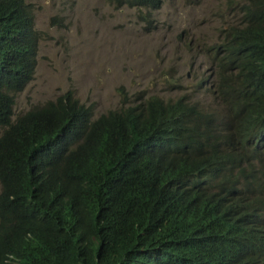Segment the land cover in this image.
<instances>
[{
    "label": "trees",
    "instance_id": "16d2710c",
    "mask_svg": "<svg viewBox=\"0 0 264 264\" xmlns=\"http://www.w3.org/2000/svg\"><path fill=\"white\" fill-rule=\"evenodd\" d=\"M227 8L221 116L122 95L95 118L69 91L14 119L40 35L32 4L0 0V264H264V0Z\"/></svg>",
    "mask_w": 264,
    "mask_h": 264
},
{
    "label": "rangeland",
    "instance_id": "374dc122",
    "mask_svg": "<svg viewBox=\"0 0 264 264\" xmlns=\"http://www.w3.org/2000/svg\"><path fill=\"white\" fill-rule=\"evenodd\" d=\"M40 35L34 80L19 94L14 119L71 91L95 118L160 97H185L221 116L218 85L228 73L212 49L234 23L229 0H166L162 12L141 20L135 9L107 0H27ZM1 190V186H0Z\"/></svg>",
    "mask_w": 264,
    "mask_h": 264
},
{
    "label": "clouds",
    "instance_id": "9594fccd",
    "mask_svg": "<svg viewBox=\"0 0 264 264\" xmlns=\"http://www.w3.org/2000/svg\"><path fill=\"white\" fill-rule=\"evenodd\" d=\"M165 2H166V0H164V3H163V6H162V8H161V10H160V12H162V10H163V8H164V5H165ZM109 3V2H108ZM110 4V3H109ZM229 10V9H228ZM229 14H230V11H229ZM227 28H225V29H223V31H222V33L224 34L225 33V30H226ZM127 96V95H126ZM128 97V96H127ZM136 97H139L140 98V101H142V99H141V96L140 95H138V96H136ZM185 98V97H184ZM129 99V98H128ZM149 99V98H148ZM145 101V100H144ZM191 103V102H190ZM133 104H134V102H133ZM121 106H122V101H121ZM114 111V110H113ZM107 114V113H106ZM103 115V114H102ZM94 117H95V115H94ZM100 117V116H99ZM98 118V117H97Z\"/></svg>",
    "mask_w": 264,
    "mask_h": 264
}]
</instances>
